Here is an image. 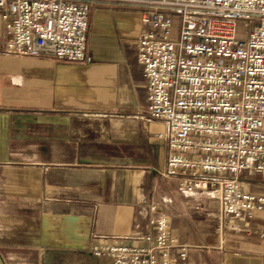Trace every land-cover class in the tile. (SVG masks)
<instances>
[{
	"label": "crops",
	"instance_id": "obj_1",
	"mask_svg": "<svg viewBox=\"0 0 264 264\" xmlns=\"http://www.w3.org/2000/svg\"><path fill=\"white\" fill-rule=\"evenodd\" d=\"M90 4V64L9 54L0 17L3 264H112L91 245L143 246L160 213L188 247L185 264H262L264 211L244 230L220 231L215 209L196 210L161 175L167 125L147 112L138 12Z\"/></svg>",
	"mask_w": 264,
	"mask_h": 264
},
{
	"label": "built area",
	"instance_id": "obj_2",
	"mask_svg": "<svg viewBox=\"0 0 264 264\" xmlns=\"http://www.w3.org/2000/svg\"><path fill=\"white\" fill-rule=\"evenodd\" d=\"M138 12L147 28L137 40L147 88V112L167 125L163 177L215 209L220 231H241L264 211V0H117ZM90 0H0L16 57L90 64ZM242 21L243 34H237ZM151 211L156 210L154 206ZM143 246L91 245L112 264H185L188 247L168 217L149 221ZM264 264V261L263 263Z\"/></svg>",
	"mask_w": 264,
	"mask_h": 264
},
{
	"label": "rangeland",
	"instance_id": "obj_3",
	"mask_svg": "<svg viewBox=\"0 0 264 264\" xmlns=\"http://www.w3.org/2000/svg\"><path fill=\"white\" fill-rule=\"evenodd\" d=\"M244 23L242 21L238 22V32L237 34L241 37H244V34H243V25ZM240 178L242 180H246V181H249L250 185H248V188L250 190H252L253 192H256V193H264V187H256L257 183H258V178L257 177H254V176H247L245 174H241L240 175Z\"/></svg>",
	"mask_w": 264,
	"mask_h": 264
},
{
	"label": "water",
	"instance_id": "obj_4",
	"mask_svg": "<svg viewBox=\"0 0 264 264\" xmlns=\"http://www.w3.org/2000/svg\"><path fill=\"white\" fill-rule=\"evenodd\" d=\"M0 264H3L2 260H1V257H0Z\"/></svg>",
	"mask_w": 264,
	"mask_h": 264
}]
</instances>
